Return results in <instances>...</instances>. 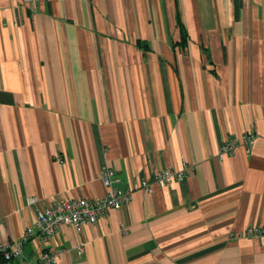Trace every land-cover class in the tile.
I'll list each match as a JSON object with an SVG mask.
<instances>
[{"label": "crops", "instance_id": "crops-1", "mask_svg": "<svg viewBox=\"0 0 264 264\" xmlns=\"http://www.w3.org/2000/svg\"><path fill=\"white\" fill-rule=\"evenodd\" d=\"M252 132L220 154L228 138ZM191 171L79 230L56 264H264V0H0V242L58 197ZM81 245L82 250H79Z\"/></svg>", "mask_w": 264, "mask_h": 264}, {"label": "built area", "instance_id": "built-area-1", "mask_svg": "<svg viewBox=\"0 0 264 264\" xmlns=\"http://www.w3.org/2000/svg\"><path fill=\"white\" fill-rule=\"evenodd\" d=\"M254 142L252 132L244 133L241 140L228 138L220 145V154L223 152L232 153L235 147L242 144L246 152H249ZM191 171V167L182 161V166L175 168L158 169L152 181L141 179L139 183L128 185L120 189L116 186L120 178L116 175L115 170L103 165L97 175L106 188L101 195L92 197H58L52 200L48 205L36 210L34 222L28 225L13 243L0 242V255L5 260L18 258L21 255L25 243L37 235L47 241L57 233L62 224H68L79 230L86 222H95L97 218L105 211L114 208L118 209L131 199V193L135 189H143L147 192L152 191V182L158 184H168L174 180H181ZM247 233L258 235L264 234V227H249ZM79 250H82L79 245ZM61 250L43 249L37 260L30 264H56Z\"/></svg>", "mask_w": 264, "mask_h": 264}, {"label": "trees", "instance_id": "trees-1", "mask_svg": "<svg viewBox=\"0 0 264 264\" xmlns=\"http://www.w3.org/2000/svg\"><path fill=\"white\" fill-rule=\"evenodd\" d=\"M1 256V255H0ZM2 257V256H1ZM3 258V257H2ZM4 259V258H3Z\"/></svg>", "mask_w": 264, "mask_h": 264}]
</instances>
